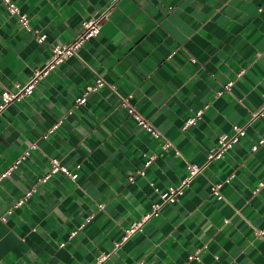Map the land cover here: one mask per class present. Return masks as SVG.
<instances>
[{
    "label": "crops",
    "instance_id": "crops-1",
    "mask_svg": "<svg viewBox=\"0 0 264 264\" xmlns=\"http://www.w3.org/2000/svg\"><path fill=\"white\" fill-rule=\"evenodd\" d=\"M12 1L28 27L0 0V92L45 71L0 112V264H264V142L251 148L264 135V0ZM102 11L99 33L48 66L52 45ZM97 76L108 84L88 89ZM233 125L245 135L208 158ZM52 157L77 177L50 172ZM189 163L202 168L183 193L128 232Z\"/></svg>",
    "mask_w": 264,
    "mask_h": 264
},
{
    "label": "built area",
    "instance_id": "built-area-1",
    "mask_svg": "<svg viewBox=\"0 0 264 264\" xmlns=\"http://www.w3.org/2000/svg\"><path fill=\"white\" fill-rule=\"evenodd\" d=\"M3 1L6 3L9 11H11V13L12 12L18 13L22 23L26 27H28V24H27L28 18L26 16L27 14L21 13L18 5H16L12 0H3ZM105 15H106V13L104 11H102V12L98 13L96 15V17L82 21L81 29L79 30L77 35H75V37L71 41H69L68 43L53 44L51 47V51H52L51 59L48 63V66L53 65V63L62 60L63 58H65L68 55L76 54L78 47L82 43H84V41H86L90 37H93L99 33L101 26H102V23L104 21ZM45 37H46V33H38L36 35V38L38 41H42ZM43 71H45V68L42 69L41 71H36L34 73V75L32 76V78L28 82H26L23 85H20L15 91H10L4 86L0 92V112L5 107H7V105L11 101H13L14 99H17L23 95L30 93L33 90V88L35 87L39 75ZM105 84H108V83L101 76H97L96 83L93 86L88 87V89H90V90L95 89L96 87L101 86V85H105ZM231 84H232V81H229L228 83H226L224 85V88L228 89ZM119 97H120L121 105L126 108L127 113L138 124L145 127L154 137H158V138L161 137V134L158 131V129H156L154 126H152L151 123L147 120V118L144 117L133 104H131L127 101V97H124L121 95H119ZM75 101L77 103H83L85 101V95L83 94V95L77 97ZM200 113H201V110H199L197 112V115H199ZM194 119H195V117H192L189 122H193ZM245 133H246L245 125H233V132L232 133L222 132L220 135H218L216 147L208 154V158L211 159L212 157L221 155L224 151L231 148L239 140V138L241 136L245 135ZM263 142H264V135L261 136L257 142H255L251 145L252 150H255L258 147V145L260 143H263ZM49 162H50V172L60 171L63 174L67 175L71 179H75L77 177V172L69 169L66 165L61 163L59 161V159L52 157V158H50ZM147 163H148V161H147ZM13 166H14V164L10 165L1 174V176H5L9 171H11ZM201 168L202 167L200 165L191 164V163L187 164L186 165V170H187L186 176L183 178L181 183L177 186H170L167 189H165L164 191H162L160 193L161 201L159 203H153L151 206V210L149 212L145 213L140 221H134L130 225V227L127 231L131 232L135 228H139L142 225V222L145 221L148 217L158 213V210L160 209L162 204L169 202V201H172L176 197V195H180L181 193H183V187H185L189 183V181H191V179H193L200 172ZM46 176H48V174ZM43 179L44 178H41V180H43ZM219 186L220 185L218 183L213 184L211 186V192L218 199L222 198V195L219 191ZM31 193H32V189L27 190L24 193L23 197H21L16 202V204L17 205L21 204V202L24 200V198L27 197ZM74 233H75V231H72L70 236H72ZM60 244L63 245L64 243L61 242Z\"/></svg>",
    "mask_w": 264,
    "mask_h": 264
}]
</instances>
